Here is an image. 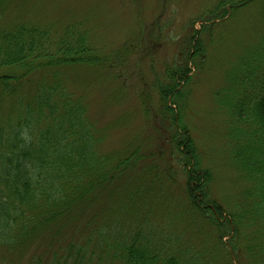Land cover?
Here are the masks:
<instances>
[{
	"label": "trees",
	"instance_id": "16d2710c",
	"mask_svg": "<svg viewBox=\"0 0 264 264\" xmlns=\"http://www.w3.org/2000/svg\"><path fill=\"white\" fill-rule=\"evenodd\" d=\"M11 1L0 0V264H264V25L258 30L259 64L239 70L221 88L232 120V162L242 181L238 204L225 210L229 217L212 196L211 170L202 167L183 119L192 67L200 71L204 61L201 35H212L214 20L230 19L238 8L264 0H217L200 29L190 27L186 44L193 51L154 81L169 151L180 154L176 162L185 179L188 205L179 214L211 236L196 248L178 236L155 234L147 214L141 223L122 220L145 217L138 212L144 194L149 204L156 195L146 177L166 160H146L137 141H129L127 150L100 152L86 100L70 87L84 76L123 82L120 64H112L114 57L95 47L78 23L56 37L34 23H5ZM142 101L147 118L148 103ZM131 177L144 186H137L139 203L127 198L136 190L127 186Z\"/></svg>",
	"mask_w": 264,
	"mask_h": 264
},
{
	"label": "rangeland",
	"instance_id": "374dc122",
	"mask_svg": "<svg viewBox=\"0 0 264 264\" xmlns=\"http://www.w3.org/2000/svg\"><path fill=\"white\" fill-rule=\"evenodd\" d=\"M216 1L12 0L2 17L5 23L22 21L43 26L54 37L61 30L75 28L78 23L80 28L87 30L95 47L103 49L110 59L114 57L112 64H120L116 70L121 73L123 82L111 83L114 79L107 75L104 81H101L102 76L99 80L98 76L89 80L84 76L70 87L82 92L86 100L89 116L99 131V151L127 150L129 141H137L146 160L158 161L162 157L166 160L161 170L151 171L146 177L148 183L153 182L151 189L156 195H152L153 201L149 204L152 199L144 194L138 212L145 217L130 214L126 218L123 214L122 220L141 223L147 215L149 219L152 216L148 224L155 234L178 236L191 248L200 247L205 241L210 243L211 236L179 214L181 209L185 212L188 205L182 188L184 174L176 162L180 154L174 148L169 151L168 123L160 115L162 104L153 85L170 64H177L184 58L185 51H193L186 44L190 27L200 29L202 17L215 7ZM216 21L211 28L212 35L203 33L200 37L204 61L200 71L192 67L194 78L186 95L188 108L183 119L202 156V167L211 170L212 196L223 202L224 216L229 217L225 210H233L238 204L242 181L232 162V120L228 119L227 109L222 105L221 88L237 79L239 70L254 69L259 64L256 55L262 30H258L264 25V3L251 2L232 18ZM242 64L250 66L241 68ZM32 88L28 85L26 90ZM142 100L148 103L150 116L147 118ZM137 105L141 110H135ZM176 109L174 107L173 111ZM172 169L173 174L170 173ZM136 179L127 180L128 187L136 186L127 198L139 203L137 186H144ZM123 197L121 194L120 199ZM34 247L25 253L24 259Z\"/></svg>",
	"mask_w": 264,
	"mask_h": 264
}]
</instances>
